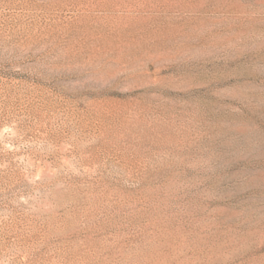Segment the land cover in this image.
Instances as JSON below:
<instances>
[{
	"label": "rangeland",
	"instance_id": "1",
	"mask_svg": "<svg viewBox=\"0 0 264 264\" xmlns=\"http://www.w3.org/2000/svg\"><path fill=\"white\" fill-rule=\"evenodd\" d=\"M0 264H264V0H0Z\"/></svg>",
	"mask_w": 264,
	"mask_h": 264
}]
</instances>
